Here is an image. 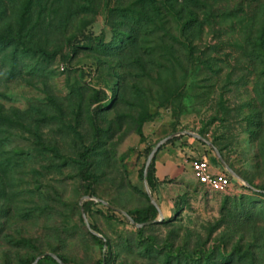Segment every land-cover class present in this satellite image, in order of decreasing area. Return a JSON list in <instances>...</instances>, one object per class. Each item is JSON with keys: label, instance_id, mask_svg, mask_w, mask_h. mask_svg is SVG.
<instances>
[{"label": "rangeland", "instance_id": "rangeland-1", "mask_svg": "<svg viewBox=\"0 0 264 264\" xmlns=\"http://www.w3.org/2000/svg\"><path fill=\"white\" fill-rule=\"evenodd\" d=\"M261 1L207 0L200 26L184 25L191 0H0V264H264V60L222 14ZM183 130L238 176L174 135L214 152L231 186L193 176L164 212L149 188L160 212L136 226L116 208L147 205L148 148Z\"/></svg>", "mask_w": 264, "mask_h": 264}, {"label": "trees", "instance_id": "trees-1", "mask_svg": "<svg viewBox=\"0 0 264 264\" xmlns=\"http://www.w3.org/2000/svg\"><path fill=\"white\" fill-rule=\"evenodd\" d=\"M209 5L210 4L207 2V0H191L190 4H185L183 6V8H184V11L186 10L187 14H189V19L187 20V22L184 23V25H186V24L190 25L191 23L201 22V21H199V15H198L199 9L203 10V16L206 17V20H208V18L210 16V13H208L209 12L208 9H210ZM173 11H174V13H177V14L182 12V10H180V8L177 6L174 7ZM239 11L237 9H233L230 11L222 12V14L224 16H226L227 18L228 17L231 18L232 19L231 24H233L234 26H236L238 28L239 35L242 36V38L240 40L241 43L239 46L242 53H246L248 55V57L251 58V60H253V61H263L264 60V0L261 1L260 5L258 6L257 14L255 16H254L255 13L253 14L252 12H245L244 10H241V9ZM205 13H206V15H205ZM199 25L202 26V23H199ZM201 30H203V29L201 28ZM0 38H4V35L0 34ZM215 60H216L215 56H212V55L206 56L207 67L213 73H217L220 70V68L218 66L213 65L212 61H215ZM261 113H264L263 108H260L259 113L257 115L259 117L258 119L260 120L258 122L260 127L264 125V118L262 116L263 114H261ZM180 137H181V135L178 136V138H180ZM175 139H177V138L172 137L169 140H167L166 143H168V142L174 143ZM151 148L152 147L148 148V152L151 150ZM81 156L84 158L85 164L83 165V167L80 171V175L85 179H89L90 175H88L86 171H87L90 159L84 153H82ZM144 166H145V163L143 164V166L141 168H139L138 176L142 180L144 179V177H146L149 188L151 190H154L156 183L158 182L157 177L155 175L154 157L152 158V160L150 161V163L147 167V171H146L145 176H144ZM137 189L146 198L147 205L145 207L136 208V209L132 210L131 211L132 215H130L128 212L127 213L136 222H144V221H150L152 219H155V216L158 212L156 205L153 202H151L149 194L147 193L146 190H142L140 188H137ZM108 209L114 210L115 208L113 206H108ZM91 227L94 228L93 225H91ZM95 237L102 244H104V245L106 244V241L105 240L102 241L99 236L95 235ZM58 256L65 263H67V260L65 259V257H63L60 254H58ZM35 257H33V260L35 259ZM43 258L57 262L49 254H44ZM108 260H109V255L105 254L102 257L101 263L107 264ZM40 262H41V259H39L37 261V263H40ZM30 263H25V264H30ZM67 264H69V263H67Z\"/></svg>", "mask_w": 264, "mask_h": 264}, {"label": "crops", "instance_id": "crops-1", "mask_svg": "<svg viewBox=\"0 0 264 264\" xmlns=\"http://www.w3.org/2000/svg\"><path fill=\"white\" fill-rule=\"evenodd\" d=\"M183 142L166 143L160 148L154 156L155 175L158 182L155 186V191H158V200L160 208L164 212L169 206V198L174 191H179L184 188V183L194 181L191 160L194 157L205 156L210 164L212 171L223 170L218 163L214 152L206 150L202 145H198L194 140L185 139ZM175 178L176 183L172 188L163 189L164 179ZM134 183L135 180H134Z\"/></svg>", "mask_w": 264, "mask_h": 264}, {"label": "water", "instance_id": "water-1", "mask_svg": "<svg viewBox=\"0 0 264 264\" xmlns=\"http://www.w3.org/2000/svg\"><path fill=\"white\" fill-rule=\"evenodd\" d=\"M181 132L183 133H190L192 134L194 137L206 142L209 146H211L215 153L217 154L218 158L221 160V162L226 166V168L232 173L234 174L235 176H238L235 171L226 163V161L223 159L222 155L219 153V151L217 150V148L215 147V145L209 141L208 139H206L204 136H202L201 134L199 133H196V132H192V131H188V130H183V131H178V132H173V133H170L162 138H160L155 144L154 146L151 148V150L149 151L148 155H147V158H146V161H145V166H144V176L146 175V171H147V167L150 163V161L152 160V158L154 157L156 151L158 150L159 146L162 145L163 143H166L167 140H169L171 137H173L174 135H177V134H180ZM143 182H144V186H145V189L147 191V193L149 194V197H150V200L151 202H153L158 211L160 212V208L159 206L157 205V202L155 201L154 197L152 196V194L150 193V189H149V186H148V183H147V180H146V177H144L143 179ZM100 200L101 202H103L104 204H106L107 206H112L108 201L106 200H103V199H98ZM118 211H121L123 212L128 218L129 220L134 223L136 226H142V225H145L147 224L148 222H151V221H156L157 219H152L150 221H144V222H136L134 221V219L124 210H122L121 208H116ZM82 217L86 223V226L88 227L89 230H91L92 232L98 234L90 225V223L88 222L87 220V217H86V214L84 211H82ZM44 254H49L51 255L59 264H67L65 263L59 256L58 254L54 253V252H45L43 254H40L38 256L35 257V259L30 263V264H36L37 261L42 257L44 256Z\"/></svg>", "mask_w": 264, "mask_h": 264}, {"label": "built area", "instance_id": "built-area-1", "mask_svg": "<svg viewBox=\"0 0 264 264\" xmlns=\"http://www.w3.org/2000/svg\"><path fill=\"white\" fill-rule=\"evenodd\" d=\"M191 169L196 180L212 190H224L231 186V174L227 171H212L205 156L194 157Z\"/></svg>", "mask_w": 264, "mask_h": 264}]
</instances>
